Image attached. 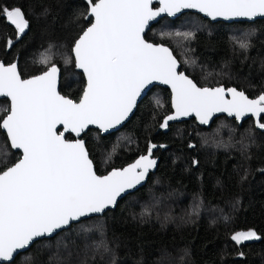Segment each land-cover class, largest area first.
I'll use <instances>...</instances> for the list:
<instances>
[{
	"label": "trees",
	"instance_id": "1",
	"mask_svg": "<svg viewBox=\"0 0 264 264\" xmlns=\"http://www.w3.org/2000/svg\"><path fill=\"white\" fill-rule=\"evenodd\" d=\"M3 2L21 7L30 28L17 38L14 27L0 17V59L8 63L18 56L26 78L49 66L38 62L43 53L50 58L49 64L62 69L61 92L78 101L86 81L74 66L71 47L72 37L89 25L85 0ZM44 8L47 15L41 14ZM176 31H191L195 37L161 35ZM247 33L254 35L244 50L231 38L242 39ZM9 38L14 41L11 48L5 47ZM146 38L169 45L182 69L201 86H236L250 97L264 89V19L212 22L188 12L161 19ZM170 100V91L156 86L119 131L103 136L91 129L84 135L98 174L132 162L146 153L150 141L166 145L155 152L161 161L148 182L124 197L116 209L38 240L18 254L13 264H264V131L255 127L252 118L240 126L222 116L209 128L191 119L172 124L168 133L157 132L162 118L172 111ZM8 108L9 101L0 99V118ZM249 129L252 139L245 138ZM189 143L195 147H188ZM106 154L109 162L105 164ZM15 157L20 153L10 148L0 130V167L9 166ZM193 160L198 163L194 165ZM146 210L148 214L141 215ZM81 224L90 230L84 231ZM249 230L261 239L241 243L231 239L236 232ZM87 245L95 255L93 251L82 255Z\"/></svg>",
	"mask_w": 264,
	"mask_h": 264
},
{
	"label": "snow or ice",
	"instance_id": "2",
	"mask_svg": "<svg viewBox=\"0 0 264 264\" xmlns=\"http://www.w3.org/2000/svg\"><path fill=\"white\" fill-rule=\"evenodd\" d=\"M86 3L87 16L93 19L72 37L71 47L74 66L86 76L78 102L60 94L57 89L60 68L55 63L49 64L50 58L43 53L38 62L49 66L28 78H23L18 62L6 64L0 60V96L10 98V106L0 118V130L5 131L12 149L22 150V155L15 157L9 166L0 167V262L6 264H13L14 254L39 239L51 238L82 218L114 208L120 198L147 181L157 166L153 149L166 145L149 142L146 154L139 155L133 163L97 174L85 142L79 137L89 125H95L101 133L118 130L129 120L142 93L147 95L146 90L153 82L171 86L173 112L162 118L161 129H168L169 122L192 116L201 125H208L216 114L226 113L236 121L251 114L255 127L264 130L261 122L264 89L250 98L245 90L235 86H201L182 70L171 48L145 39L150 22L162 13L175 16L183 9H196L213 20L218 17L253 20L264 17V0H158V8H153V0H86ZM41 14L47 15L48 9L44 8ZM0 17L14 26L17 38L30 28L25 11L3 0ZM161 35L184 40L195 37L191 31ZM252 35L231 39L247 50ZM13 43L9 38L5 47L11 48ZM67 63L69 60L65 59ZM156 104L160 105V101ZM58 126H63V131H58ZM65 133H75L77 138L66 139ZM252 137L249 129L245 138ZM188 147L195 145L189 143ZM146 214L147 210L141 215ZM81 228L90 230L83 224ZM231 239L241 243L261 237L249 230L236 232ZM104 247L107 251V246Z\"/></svg>",
	"mask_w": 264,
	"mask_h": 264
},
{
	"label": "water",
	"instance_id": "3",
	"mask_svg": "<svg viewBox=\"0 0 264 264\" xmlns=\"http://www.w3.org/2000/svg\"><path fill=\"white\" fill-rule=\"evenodd\" d=\"M85 2H86V0H85ZM152 6H153V8H158V7L160 6L159 3H158V0H153V5H152ZM188 12H192V13L199 14V15L203 16L204 18H207V19L211 20L212 22H220V21L227 22V23H232V22H255L256 20L264 19V17H256V18H254L253 20H249V19H247V18H235V19L226 20V19H224V18H219V17H218L217 19L213 20L211 17L207 16V15L204 14V13H200V12H199L198 10H196V9H183L181 12L177 13L175 16H169V15L166 14V13H162L161 16L157 18L156 21H152V22H150L149 28L146 29V31H145V39L147 40L146 35H147V33L149 32V30L152 28V26H153L154 24L158 23L161 19H163V18H165V17H169V18H171V19H175V18H178V17H180L181 15H183V14H185V13H188ZM92 19H93L92 17L86 15V21L89 22V21L92 20ZM9 24H11V23L9 22ZM12 26H13V25H12ZM13 27H14V26H13ZM148 41H149V40H148ZM149 42H151V43H156V42H152V41H149ZM165 46L171 48V47H170L169 45H167V44H165ZM171 49H172V48H171ZM172 51H173V50H172ZM173 54H174V52H173ZM174 55H175V54H174ZM175 56H176V55H175ZM176 58H177V56H176ZM0 60H2V59H0ZM177 60L179 61L178 58H177ZM13 61L18 62V66H19V58H18V56H17ZM6 64H7V63H6ZM56 65L60 68V76H59V80H58L57 89H58V91L60 92L61 95H64V94L61 92L62 69H61V67H60L58 64H56ZM181 68H182V64H181ZM77 69H78V68H77ZM182 70H183V69H182ZM78 71L81 72V73L83 74V71H82L81 69H78ZM183 71H185V70H183ZM40 73H41V72H40ZM185 73H186V71H185ZM186 74H187V73H186ZM83 75H84V74H83ZM29 77H30V76H29ZM26 78H28V77H26ZM84 78H85V81H86V76H85V75H84ZM191 78H192V77H191ZM85 85H86V84H85ZM155 86H160V87L167 88V89L170 91L171 95H172V92H171V86H170V85L162 84V83H160V82H153V84L149 86V89L146 90L147 94H148V92H149L153 87H155ZM224 86H225V85H224ZM225 87H229V86H225ZM235 87H236V86H235ZM237 88H238V87H237ZM238 89H239V88H238ZM246 94H247V93H246ZM247 95H248V94H247ZM64 96H66V95H64ZM146 96H147V95H145V94L142 93L141 98L138 100L137 107H138L139 103H140V102H141ZM67 97H68L69 99H71L69 96H67ZM249 97H250V96H249ZM2 98L7 99V100L9 101V106H10V98H9V97H3V96H0V99H2ZM250 98H253V97H250ZM77 102H78V101H77ZM136 110H137V108L134 109V112H133V114L130 116L129 120H130L131 117L135 114ZM172 112H173V110H172L169 114H167V115L172 114ZM222 116H226V117H228L229 119H235L234 117H230V116H228L226 113H218V114H216V116L213 118V121L210 122L208 125H201V124L198 122V120H197L194 116H192V117H182V118H180V119L177 120V121L169 122V127H168V129H161L160 127H158L157 132L162 131V132H164V133H168L169 130H170V126H171L172 124L181 123V122L188 121V120H191V119H195V120H196V123H197L199 126L209 128V127L212 125V123H213L217 118L222 117ZM263 116H264V114H262V116H261V122H263V121H262V117H263ZM250 118H252L253 120H255V118H254L251 114H249L248 116L244 117L242 120L237 121V123L241 126L245 120L250 119ZM129 120H128V121H129ZM235 120H236V119H235ZM128 121H126L122 126H119L118 130H110L109 133H101V134H102L103 136H106V135L111 134V133H113V132H117V131H119V130H120V129H121V128H122V127L128 122ZM161 123H162V122H161ZM91 129H96V130H98L97 127H96L95 125H89L88 129H86L83 133H81V135H80V137H79L80 139H83V140H84V142H85V147H86V148H87V145H86V139L84 138V135H85L89 130H91ZM257 129H258V128H257ZM1 131L5 133V131H3V130H1ZM58 131H63V126H58ZM262 131H264V130H262ZM5 134H6V133H5ZM69 134L73 135L74 139L77 138L75 133H65V138H66V139H68L67 136H68ZM150 142H151V143H154V142H152V141H150ZM154 144H157V145H163V144H159V143H154ZM9 145H10V144H9ZM10 148H11V147H10ZM159 148H163V147H157L156 149H153V158H156V159H157V166H156L155 169H153V170L150 172L149 177H150V175H151L152 173H155V172L157 171L158 166H159V164H160V161H161L160 157L155 156V152H156ZM11 149H12V148H11ZM12 150H13L14 152H19V153H20V156L22 155V150H19V149H12ZM88 152H89V151H88ZM144 154H146V153H144ZM141 155H143V154H141ZM138 157H139V156H138ZM138 157H137V158H138ZM89 158L91 159L90 154H89ZM137 158H136V159H137ZM134 160H135V159H134ZM134 160H133L132 162H130V163H133ZM130 163H128V164H130ZM93 164H94V162H93ZM128 164H127V165H128ZM127 165H125V166H127ZM94 166H95V164H94ZM95 168H96V167H95ZM97 174H98V173H97ZM105 174H106V173H105ZM149 177H148L147 181H146L142 186H144V185L148 182ZM142 186L138 187V189L141 188ZM135 191H137V190H133L131 193H133V192H135ZM126 196H127V195H125L124 197H126ZM124 197L120 198V199L118 200V203H119ZM118 203H117V205H118ZM117 205H116L114 208L107 209L105 212H107V211H109V210H114V209H116ZM105 212H104V213H105ZM104 213H103V214H104ZM103 214H93V215H92L91 217H89V218L96 217V216H102ZM89 218H82V220L89 219ZM82 220H81V221H82ZM81 221H80V222H81ZM77 223H79V222H77ZM74 224H76V223H74ZM59 233H60V232H59ZM59 233H58V234H59ZM56 235H57V234H56ZM56 235H54L53 237H55ZM53 237H51V238H53ZM46 239H47V238H46ZM39 240H40V239H39ZM31 246H32V245H31ZM31 246H29V248L26 249V250H20L19 254H20V253H23V252H25V251H27V250H29ZM17 255H18V254H14V258H15ZM4 263H6V262H0V264H4Z\"/></svg>",
	"mask_w": 264,
	"mask_h": 264
},
{
	"label": "rangeland",
	"instance_id": "4",
	"mask_svg": "<svg viewBox=\"0 0 264 264\" xmlns=\"http://www.w3.org/2000/svg\"><path fill=\"white\" fill-rule=\"evenodd\" d=\"M192 22H193V24L200 23V22H198V20H196V21L193 20ZM189 30H191L190 27H189ZM102 162L105 163V164L109 162L108 154L105 155V157L103 158ZM243 242H246V241H243ZM92 251H93V255H95V250L94 249L91 250L90 247L87 245L86 248H84V250L82 252V255L84 257H86L87 256V253H90L91 254Z\"/></svg>",
	"mask_w": 264,
	"mask_h": 264
},
{
	"label": "flooded vegetation",
	"instance_id": "5",
	"mask_svg": "<svg viewBox=\"0 0 264 264\" xmlns=\"http://www.w3.org/2000/svg\"><path fill=\"white\" fill-rule=\"evenodd\" d=\"M19 38H20V35H19ZM155 87H156V86H155ZM153 88H154V87H153ZM153 88H152V89H153ZM152 89H151V90H152ZM151 90H150V91H151ZM150 91H149V92H150ZM149 92H148V93H149ZM147 95H148V94H147ZM69 135H71V134H69ZM69 135L67 136L68 139H70V138H69ZM72 136H73V135H72ZM72 139H74V137H73ZM155 156H156V155H155Z\"/></svg>",
	"mask_w": 264,
	"mask_h": 264
}]
</instances>
